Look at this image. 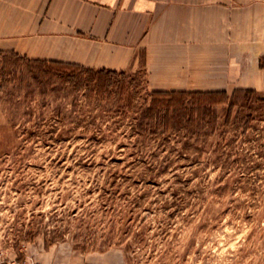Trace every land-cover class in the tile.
Segmentation results:
<instances>
[{"label":"rangeland","instance_id":"obj_1","mask_svg":"<svg viewBox=\"0 0 264 264\" xmlns=\"http://www.w3.org/2000/svg\"><path fill=\"white\" fill-rule=\"evenodd\" d=\"M152 92L0 54L2 264H264V93L167 133Z\"/></svg>","mask_w":264,"mask_h":264},{"label":"crops","instance_id":"obj_2","mask_svg":"<svg viewBox=\"0 0 264 264\" xmlns=\"http://www.w3.org/2000/svg\"><path fill=\"white\" fill-rule=\"evenodd\" d=\"M0 54L143 69L153 91L264 93V0H0Z\"/></svg>","mask_w":264,"mask_h":264},{"label":"trees","instance_id":"obj_3","mask_svg":"<svg viewBox=\"0 0 264 264\" xmlns=\"http://www.w3.org/2000/svg\"><path fill=\"white\" fill-rule=\"evenodd\" d=\"M94 72L105 75L118 74L107 70ZM252 95H257L254 90H235L230 97L225 92L153 91L150 104L141 112L142 119L139 126L145 125L144 120L154 121L164 132L169 133L181 127L184 117L188 122L193 123L195 117L204 120L206 116L212 118L215 124L218 106L227 102L229 106L227 114H229L232 108L243 107V102L248 101L249 96Z\"/></svg>","mask_w":264,"mask_h":264},{"label":"built area","instance_id":"obj_4","mask_svg":"<svg viewBox=\"0 0 264 264\" xmlns=\"http://www.w3.org/2000/svg\"><path fill=\"white\" fill-rule=\"evenodd\" d=\"M3 262H0V264H2ZM24 264H35L34 262H28V263H24Z\"/></svg>","mask_w":264,"mask_h":264}]
</instances>
